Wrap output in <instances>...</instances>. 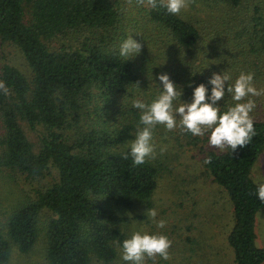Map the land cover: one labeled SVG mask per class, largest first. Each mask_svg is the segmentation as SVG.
Segmentation results:
<instances>
[{
	"label": "trees",
	"instance_id": "trees-1",
	"mask_svg": "<svg viewBox=\"0 0 264 264\" xmlns=\"http://www.w3.org/2000/svg\"><path fill=\"white\" fill-rule=\"evenodd\" d=\"M213 1L226 13L245 3ZM250 11L251 16L242 10L230 18L224 14V36L208 40L202 26L169 13L160 0L156 7L147 0L143 5L137 0H0V39L19 47L31 69L28 77L10 64L0 68V81L9 89L8 95L0 91V170L30 179L53 175L52 182L12 206L0 228V264L9 263L14 248L32 250L44 212L51 214L45 225L48 264L117 259L128 238L129 218L120 209L152 207L163 168L160 158L136 166L131 155L123 158L143 127L141 111L132 106L136 92L151 91L153 101L163 90L159 74L167 73L182 88L181 100L174 102L178 106L190 103L201 83L210 95L214 72L229 73V84L241 72L264 79V13L258 6ZM129 35L142 49L125 60L119 51ZM217 103L223 111L235 102L226 93ZM251 116L256 135L250 144L234 152L206 149L203 159L232 203L228 240L235 264H264V247L256 242L264 202L252 177L264 152V119ZM23 123L44 128L39 142L31 140ZM179 131L171 132L176 142H209L210 131L203 136Z\"/></svg>",
	"mask_w": 264,
	"mask_h": 264
},
{
	"label": "rangeland",
	"instance_id": "rangeland-1",
	"mask_svg": "<svg viewBox=\"0 0 264 264\" xmlns=\"http://www.w3.org/2000/svg\"><path fill=\"white\" fill-rule=\"evenodd\" d=\"M213 3V0H187V6L180 11L181 15L203 27L204 36H210L208 40L220 39L224 36L220 34L222 30L220 24L225 27L227 23L221 20L224 14L228 13L227 17L230 18L232 12L242 10V14L248 12L251 16L253 11L250 10L255 6L261 7L264 13V0H245L243 8L232 9L231 12L227 7L229 8L227 13L223 9L214 7ZM52 46L55 47L56 44L52 42ZM4 64L16 66L31 77V69L20 48L0 39V68ZM254 83L258 90H263L259 88L264 85L263 78L254 80ZM150 93H145L143 88H140L134 100L151 103ZM249 98L255 100L257 105L250 115L264 119V95ZM177 120L179 121V118ZM23 125L31 140L35 143L39 142L38 135L44 132V128L38 127L37 130H32L26 123ZM180 129L182 128L178 122L174 130L181 133ZM174 130L168 131L164 125H157L153 129L154 158L163 161L162 173L152 207L138 205L120 209L121 214L129 218L128 224L125 225L127 236L130 238L133 232L142 230L165 234L172 241L169 249L170 259L164 260L156 256L154 259L146 258L145 264H235L234 249L228 240L233 215L232 203L227 192L212 180L203 160L206 149L214 148L210 147L207 141L206 144L201 142L199 145H189L181 138V143V139L177 143L171 134ZM161 148L165 150L162 152ZM252 177L255 181L264 183V152L252 168ZM52 180L53 175L30 179L25 174L1 169L0 228H4L7 215L14 204L25 200L28 196H33L36 189L49 184ZM152 208L157 210L156 220L166 221L164 228H158L147 215L146 210ZM50 216L48 212L41 214L39 224L41 231L32 250L21 253L14 248L8 264H48L45 225ZM256 233L257 244L264 247V209L257 215ZM92 264L105 263L94 260ZM110 264H130V262L122 259V249L119 248L117 259Z\"/></svg>",
	"mask_w": 264,
	"mask_h": 264
},
{
	"label": "clouds",
	"instance_id": "clouds-1",
	"mask_svg": "<svg viewBox=\"0 0 264 264\" xmlns=\"http://www.w3.org/2000/svg\"><path fill=\"white\" fill-rule=\"evenodd\" d=\"M144 2L137 0L140 5ZM147 3L152 7L157 6V0H147ZM160 4L169 13L179 14L187 6V0H160ZM141 49L142 44L129 35L121 43L119 54L126 60L139 54ZM254 75L253 72H241L234 84H229V73L214 72L208 81L212 85L210 95H207V86L201 83L194 88L190 103L182 102L176 106L174 102L181 100L182 88L178 89L167 73L159 74L158 78L163 83L162 92L150 104L139 99L132 102V106L141 111L139 123L143 127L137 129L135 139L128 145L130 151L123 153V158L127 159L131 155L134 166L143 165L146 159L154 158L153 129L157 125H164L168 131H172L177 127V118L182 130L190 131L195 136H203L210 131L209 146L212 148L220 151L230 148L234 152L238 146H247L256 135L250 113L257 105L255 100L246 98L264 95V90L254 86ZM0 91L4 95L9 94L3 81H0ZM226 93L231 95L235 103L222 111L217 102ZM164 150L161 148L162 152ZM256 194L264 202V183L258 185ZM146 212L158 228L165 227V220H156V209H147ZM171 245L172 241L165 234L135 231L122 243V259L130 264H145L146 258L154 259L156 256L168 260Z\"/></svg>",
	"mask_w": 264,
	"mask_h": 264
}]
</instances>
